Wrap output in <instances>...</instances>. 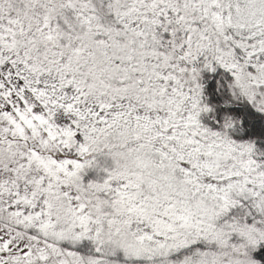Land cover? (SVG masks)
Listing matches in <instances>:
<instances>
[{"label":"snow or ice","instance_id":"6c2138e0","mask_svg":"<svg viewBox=\"0 0 264 264\" xmlns=\"http://www.w3.org/2000/svg\"><path fill=\"white\" fill-rule=\"evenodd\" d=\"M0 264H264V0H0Z\"/></svg>","mask_w":264,"mask_h":264}]
</instances>
